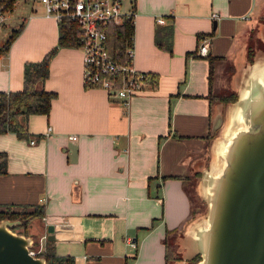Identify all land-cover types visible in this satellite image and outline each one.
Wrapping results in <instances>:
<instances>
[{"label": "crops", "instance_id": "crops-1", "mask_svg": "<svg viewBox=\"0 0 264 264\" xmlns=\"http://www.w3.org/2000/svg\"><path fill=\"white\" fill-rule=\"evenodd\" d=\"M18 1L8 17L24 21L0 55L2 90L22 88L25 62L44 57L59 41V22L40 0ZM124 5L136 10L134 63L157 72L158 84L148 79L125 107L105 88L86 83L79 45H58L43 83L54 91L49 112L29 115L27 136L0 132V149L8 152L0 208L43 203L44 214L25 233L41 237L53 223L56 251L74 255L75 264H166L171 240L179 264L180 255L195 252L194 205L206 203L203 178L218 163L233 108V101L210 95L242 93L251 77L264 80V0ZM204 37L207 54L198 52Z\"/></svg>", "mask_w": 264, "mask_h": 264}, {"label": "water", "instance_id": "water-1", "mask_svg": "<svg viewBox=\"0 0 264 264\" xmlns=\"http://www.w3.org/2000/svg\"><path fill=\"white\" fill-rule=\"evenodd\" d=\"M251 78L228 101L233 108L219 160L203 178L206 211L193 224L195 252L180 255V264L196 253L195 264H264V80ZM20 221L0 220V264H46L44 255L30 251L34 235L13 229ZM47 230L54 239V224Z\"/></svg>", "mask_w": 264, "mask_h": 264}, {"label": "trees", "instance_id": "trees-1", "mask_svg": "<svg viewBox=\"0 0 264 264\" xmlns=\"http://www.w3.org/2000/svg\"><path fill=\"white\" fill-rule=\"evenodd\" d=\"M18 0H0V6L5 10H11L15 7ZM133 12L125 14L120 22H110L107 24V46L110 52L120 60L127 61L129 55L127 49L133 44L132 35L135 33L134 11L135 6L131 7ZM22 25L13 28L11 34L0 42V55L5 53L20 31ZM60 35L58 45H79L81 29L77 22L70 18H63L59 21ZM159 42H161L158 39ZM163 43V42H161ZM57 45V46H58ZM53 47L46 55L40 59H29L24 65V85L20 89L2 90L0 89V132L14 130L21 136H27L28 117L33 112H49L51 107L54 91L44 86V80L49 74V59L51 54L56 50ZM254 47L250 44L248 57L253 59ZM213 59L210 55L211 68L210 80L213 77ZM147 79L152 85L158 84L157 72L147 71ZM211 94V92H210ZM212 98L216 97L225 102L237 97L236 90H230L226 93L211 94ZM8 170V152L0 149V173ZM45 206L43 203H33L24 205L22 209H14L12 205L0 208V220L4 217L20 219V225L27 226L28 222L35 216L43 215ZM170 229L169 231L176 230ZM168 231V232H169ZM37 238L35 244L37 245ZM39 242V241H38ZM34 244V245H35ZM46 258V264H75V257L72 254H59L56 251L54 239L46 238L44 248L39 252ZM201 257L196 253L189 258L191 264ZM166 264H169L170 258H177L175 247L170 241L167 243Z\"/></svg>", "mask_w": 264, "mask_h": 264}, {"label": "built area", "instance_id": "built-area-1", "mask_svg": "<svg viewBox=\"0 0 264 264\" xmlns=\"http://www.w3.org/2000/svg\"><path fill=\"white\" fill-rule=\"evenodd\" d=\"M45 8V14L53 16L59 22L63 18H70L77 22L81 29L79 46L83 51L84 76L86 83L106 89L110 97L121 100L125 107L130 105L132 96L144 89L147 83V71L139 69L134 63L135 33L132 35L133 44L127 49V61L117 59L107 46V24L120 22L125 14L133 12L132 8H125L124 0H40ZM134 17L136 10L134 11ZM213 17L219 13L214 11ZM8 19V11L0 6V26ZM164 20L163 16L158 17ZM207 38L198 47V52L207 54L209 46ZM52 129L48 125L45 134ZM76 138L77 134H70ZM35 139H31L33 142ZM47 234L41 238L39 245L30 247L33 254H39L44 248ZM135 245V242L130 239Z\"/></svg>", "mask_w": 264, "mask_h": 264}, {"label": "rangeland", "instance_id": "rangeland-1", "mask_svg": "<svg viewBox=\"0 0 264 264\" xmlns=\"http://www.w3.org/2000/svg\"><path fill=\"white\" fill-rule=\"evenodd\" d=\"M26 1L28 3V0H20V1H18V3H25ZM123 7H125V6H123ZM15 9H14V12H15ZM12 12H13L12 10H8V13H12ZM7 21H9L7 24L4 23V25H1L0 26V28H1L0 29V42H2L3 40H5L11 34V31L13 30V28L19 27L23 23L24 20H23L22 17H21L20 21H17L15 19H9V17H8ZM20 22H21V24H19ZM254 41H257V39H255ZM254 44H255V42H254ZM194 202H196V201H194ZM22 208H20V209H22ZM194 209H195L194 212H193L194 215L195 216L198 215V214L200 215V214H202V213H204L206 211V203L204 204L203 202H201L198 199V205H194ZM13 229L16 230V231L25 232L23 226L20 225L19 223L16 224L15 226H13ZM36 238L38 239L37 240V246L39 245V247H40L41 246L40 241H41L42 236L41 237H36ZM171 242L174 245V243H173L172 240H171ZM190 243H191L193 249L196 248V241H195L194 238H190ZM175 250H176V248H175ZM192 250H189L187 253L192 252ZM178 254H180V252H178ZM178 254L176 252V255H178ZM175 260L176 259L170 258L169 264H176L175 263ZM183 264H191V263L189 261H187V262H185Z\"/></svg>", "mask_w": 264, "mask_h": 264}]
</instances>
